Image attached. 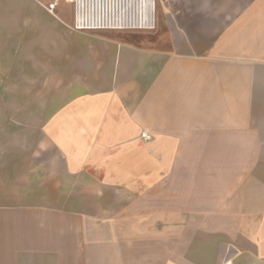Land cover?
Masks as SVG:
<instances>
[{"label": "crops", "instance_id": "1", "mask_svg": "<svg viewBox=\"0 0 264 264\" xmlns=\"http://www.w3.org/2000/svg\"><path fill=\"white\" fill-rule=\"evenodd\" d=\"M62 8L0 0V264H264V0H158L151 32ZM78 180L185 199L95 218Z\"/></svg>", "mask_w": 264, "mask_h": 264}, {"label": "built area", "instance_id": "2", "mask_svg": "<svg viewBox=\"0 0 264 264\" xmlns=\"http://www.w3.org/2000/svg\"><path fill=\"white\" fill-rule=\"evenodd\" d=\"M35 1L53 15L60 4L71 6L74 21L70 27L77 32H151L157 28L158 0Z\"/></svg>", "mask_w": 264, "mask_h": 264}, {"label": "rangeland", "instance_id": "3", "mask_svg": "<svg viewBox=\"0 0 264 264\" xmlns=\"http://www.w3.org/2000/svg\"><path fill=\"white\" fill-rule=\"evenodd\" d=\"M59 15L65 19L68 23L73 24V22L70 19V9L69 8H62L61 11H59ZM145 134V133H144ZM148 135V134H147ZM143 136V135H142ZM149 139V137H148ZM225 162L218 161L219 168L224 167ZM89 180H78L74 182V192L70 194L71 202L73 203L74 211H78L80 213H87L91 217H97L100 213L105 214L109 216H112L114 212L119 211L118 209L120 205L124 202H130V201H139V202H148L149 206L146 207V205L143 206V208H140L139 210H133L139 212L141 215L143 214H149L154 213L155 217L156 215L160 216L162 213V202L164 200V197L169 200H175L179 196L182 198L185 197V195L179 194L177 192L178 185H175L170 189V192H166L163 195L162 187L159 186L147 193L139 194V195H133L129 194L127 192H123L120 190H103L100 192V197H98L97 193H85V190L87 186H89ZM185 198L181 199L184 200ZM173 202H176L174 201ZM104 203H103V202ZM170 201V202H171ZM149 221V220H148ZM148 228H150V224L148 222ZM92 228H96L95 226H91ZM139 227V226H138ZM146 225L143 226L145 228ZM154 229V232H161L162 231V221L160 218L156 219L154 218V224L152 226Z\"/></svg>", "mask_w": 264, "mask_h": 264}]
</instances>
